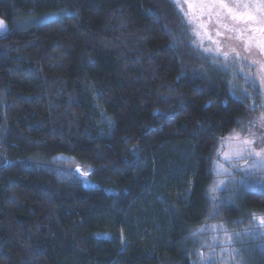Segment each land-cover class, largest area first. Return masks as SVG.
Segmentation results:
<instances>
[{
    "label": "trees",
    "instance_id": "obj_1",
    "mask_svg": "<svg viewBox=\"0 0 264 264\" xmlns=\"http://www.w3.org/2000/svg\"><path fill=\"white\" fill-rule=\"evenodd\" d=\"M0 17V264H196L211 158L247 101L201 65L179 8L0 0ZM262 187L225 215L264 213ZM248 252L264 264V236Z\"/></svg>",
    "mask_w": 264,
    "mask_h": 264
},
{
    "label": "rangeland",
    "instance_id": "obj_2",
    "mask_svg": "<svg viewBox=\"0 0 264 264\" xmlns=\"http://www.w3.org/2000/svg\"><path fill=\"white\" fill-rule=\"evenodd\" d=\"M172 1L179 8L190 40L199 51L201 65L215 78L220 77L232 95L247 101L245 115L219 141L211 158L208 194L214 211L216 208L219 211L215 214L212 211L195 229V261L196 264H244L250 242L255 236H264V226L257 222L264 213L246 208V217L233 219L225 215L222 199H237L243 188L263 186L264 189V167L256 166L259 158L248 151L264 149V23L261 22L264 13L257 10L258 0H241L239 5L236 0H226L233 12H251L256 17L238 22L226 8L211 5L207 0ZM0 19L6 24V28L0 30L3 34L11 26ZM40 20L35 16L18 18L14 27L23 28ZM223 52L229 53L227 60ZM245 140L253 143L245 144Z\"/></svg>",
    "mask_w": 264,
    "mask_h": 264
},
{
    "label": "snow or ice",
    "instance_id": "obj_3",
    "mask_svg": "<svg viewBox=\"0 0 264 264\" xmlns=\"http://www.w3.org/2000/svg\"><path fill=\"white\" fill-rule=\"evenodd\" d=\"M185 2H187V0H185ZM207 2L211 5L219 4L221 8H226L228 10V13L231 15L232 19L236 20L238 22L245 20V19L246 20H255L256 19V17L251 12L246 13V14L245 13L237 14V13L233 12V9L228 7L226 0H207ZM236 2H237V5H239L241 0H236ZM243 6L248 7L247 4H244ZM257 10L264 13V0H258V9ZM189 22L191 23V21H189ZM261 22L264 23V20H262ZM201 27H203V25H201ZM222 27L227 28V25H222ZM4 28H6V24L2 19H0V30H2ZM229 30L231 31L233 29H229ZM217 35H220V33L218 32ZM209 39H211L210 36H209ZM214 43H215V41H214ZM233 51H235V50L233 49ZM221 54L227 60L229 53L223 52ZM237 55H239V54L237 53ZM244 143L245 144H251L253 142L249 141V140H245ZM248 151H249V154L255 155L256 157L259 158L256 166L264 167V149H261L260 151H254L253 149H248ZM257 222L259 225L264 226V216L257 218Z\"/></svg>",
    "mask_w": 264,
    "mask_h": 264
}]
</instances>
